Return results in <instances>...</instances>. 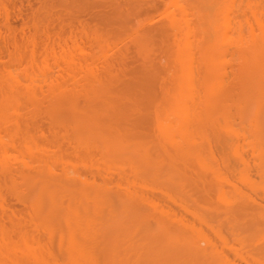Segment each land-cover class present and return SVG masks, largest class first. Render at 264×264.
<instances>
[{"label":"bare ground","instance_id":"1","mask_svg":"<svg viewBox=\"0 0 264 264\" xmlns=\"http://www.w3.org/2000/svg\"><path fill=\"white\" fill-rule=\"evenodd\" d=\"M7 1L0 264H264V0Z\"/></svg>","mask_w":264,"mask_h":264},{"label":"rangeland","instance_id":"2","mask_svg":"<svg viewBox=\"0 0 264 264\" xmlns=\"http://www.w3.org/2000/svg\"><path fill=\"white\" fill-rule=\"evenodd\" d=\"M12 1V2H11ZM20 1V2H19ZM23 1V2H22ZM8 3L7 4H9V8H8V10L10 11L9 12V21H11V23L10 22H8L9 24H7V25H12L13 27H16L15 25H17L18 27H20V24L22 23V20L24 21V19L25 20H27V18H28V16H30L31 17V14L33 15V13H31L32 11L34 12V10L33 9H36V8H33V6H38V0H8L7 1ZM15 3V4H14ZM30 3V4H29ZM37 4V5H36ZM33 5V6H32ZM13 8H12V7ZM16 8H15V7ZM17 7H18V9H17ZM30 7H31V9H30ZM29 12V13H28ZM31 13V14H30ZM88 15V16H87ZM91 15V14H90ZM27 16V18H25ZM81 16L83 17V18H86V17H90V18H92V15L91 16H89V14H87V13H82L81 14ZM80 16V17H81ZM85 16V17H84ZM21 17H24V18H21ZM29 17V18H30ZM83 18H81L80 20H82ZM15 19V20H14ZM88 19V18H87ZM2 19H0V25H1V22H2V26H3V21H1ZM91 19H89V21H90ZM14 21V22H13ZM92 21V20H91ZM88 22V21H87ZM7 23V22H6ZM15 23V24H14Z\"/></svg>","mask_w":264,"mask_h":264}]
</instances>
